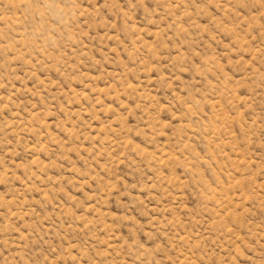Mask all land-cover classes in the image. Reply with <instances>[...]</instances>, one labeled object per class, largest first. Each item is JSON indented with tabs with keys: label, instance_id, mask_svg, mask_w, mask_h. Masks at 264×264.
<instances>
[{
	"label": "rangeland",
	"instance_id": "rangeland-1",
	"mask_svg": "<svg viewBox=\"0 0 264 264\" xmlns=\"http://www.w3.org/2000/svg\"><path fill=\"white\" fill-rule=\"evenodd\" d=\"M0 264H264V0H0Z\"/></svg>",
	"mask_w": 264,
	"mask_h": 264
}]
</instances>
